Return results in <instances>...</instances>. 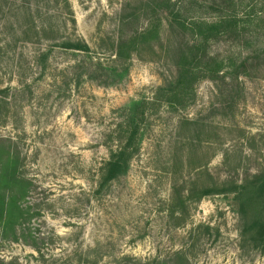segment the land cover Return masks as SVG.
Instances as JSON below:
<instances>
[{
	"label": "rangeland",
	"instance_id": "1",
	"mask_svg": "<svg viewBox=\"0 0 264 264\" xmlns=\"http://www.w3.org/2000/svg\"><path fill=\"white\" fill-rule=\"evenodd\" d=\"M156 1L0 0V91L10 89L0 138L10 139L21 156L22 173L33 183L25 206L39 214L27 225L35 243L3 239L0 227L1 260L154 264L185 249L191 264H264V243L243 242L230 196L205 198L182 217L170 210L174 181L188 189L200 167L225 181L242 180L264 165V57L240 78L244 91L234 115L218 110L217 85L202 83L186 111L150 119L129 171L97 192L109 147L116 149L112 132L137 104L175 80L171 42L180 38L169 31L141 47L127 70L113 71L120 37L145 28V8ZM173 1L187 7L191 19L212 17L208 5L214 2L232 7L229 0ZM255 13L257 26L240 39L214 43L210 54L226 63L256 55L264 47V0ZM77 39L90 54L54 46ZM187 120L207 127H189ZM196 152L200 160L193 163Z\"/></svg>",
	"mask_w": 264,
	"mask_h": 264
},
{
	"label": "trees",
	"instance_id": "2",
	"mask_svg": "<svg viewBox=\"0 0 264 264\" xmlns=\"http://www.w3.org/2000/svg\"><path fill=\"white\" fill-rule=\"evenodd\" d=\"M261 0H248L246 14H240L246 0H229L232 7L221 3L208 5L212 17L191 19L187 17L189 9L180 6L178 1L157 0L155 5L145 8L149 11L145 28L135 32L131 37H120L115 53L112 56L113 71L127 70L132 56L138 53L144 45L161 40L166 31L180 38V42L172 44V61L175 70L174 82L165 89H160L151 98L137 104L129 115L117 126L110 136L117 143L111 150L109 160L99 173L98 193L109 189L111 184L129 171L132 161L138 157L143 136L152 117L162 112L178 114L194 105L197 99L198 87L210 81L217 85L219 99L218 110L225 116L234 115L240 107V93L244 85L242 77H249L250 71L259 67L253 65L254 60L264 57V47L256 50V55L241 62L226 63V61L210 54L211 46L223 39H240L246 36L249 28L259 24V15L255 13ZM73 26L75 21L72 20ZM264 28V20L261 21ZM45 32V27L42 28ZM65 51L90 54V49L82 40H64L55 43ZM53 46V48H54ZM46 54L40 57L45 62ZM94 64H92L93 66ZM10 89L0 91V112L10 108L6 98ZM188 126L207 127L205 122L189 121ZM200 123V124H199ZM215 136L216 128L211 129ZM256 140V138H253ZM190 161L200 160L198 153ZM229 153H226L228 156ZM189 159V157H188ZM248 159V158H246ZM239 167L241 165H238ZM23 161L14 149L10 139L0 138V227L2 238L14 242L24 241L25 244L35 243V237L27 225L33 217L39 215L25 201L30 194L33 183L22 173ZM201 168V167H200ZM197 169L189 181L190 187L185 189L174 181L173 194L170 199L172 216L187 215L192 204H198L211 196H230L241 223L243 242L255 244L264 243V165L255 173H247L242 180L230 177L225 181L214 178L208 168ZM199 170H201L199 172ZM204 176V180H202ZM207 177V178H206ZM201 227V226H200ZM33 246V245H32ZM33 247L37 252V245ZM169 260H154V264H191L190 253L182 249L170 255ZM131 259L123 258L128 264ZM170 261V262H169ZM56 264H74L73 261L55 262ZM140 264V261H137ZM0 264H18L17 261L0 259ZM76 264V263H75ZM79 264H82L81 261ZM85 264H88L85 261ZM94 264H98L97 261ZM151 264V263H148Z\"/></svg>",
	"mask_w": 264,
	"mask_h": 264
}]
</instances>
